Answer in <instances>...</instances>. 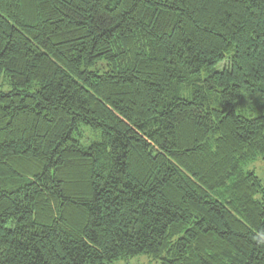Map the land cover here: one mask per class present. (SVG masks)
<instances>
[{"label": "trees", "instance_id": "trees-1", "mask_svg": "<svg viewBox=\"0 0 264 264\" xmlns=\"http://www.w3.org/2000/svg\"><path fill=\"white\" fill-rule=\"evenodd\" d=\"M1 76L0 264H264V0H0Z\"/></svg>", "mask_w": 264, "mask_h": 264}, {"label": "rangeland", "instance_id": "rangeland-1", "mask_svg": "<svg viewBox=\"0 0 264 264\" xmlns=\"http://www.w3.org/2000/svg\"><path fill=\"white\" fill-rule=\"evenodd\" d=\"M11 88L12 87L7 82V80L4 79L3 76H1L0 77V89L3 91H8ZM74 136L78 138L84 144H89L93 140H96L98 138V136L95 135L93 131H91V129L87 127H82L79 133H75ZM246 166L247 167L245 169L252 170L256 174V176L260 179L264 187V166H263L262 160L258 158L250 162ZM117 264H158V263L154 261L153 259H151L149 256L145 254H140V255L127 257L123 260H120Z\"/></svg>", "mask_w": 264, "mask_h": 264}]
</instances>
